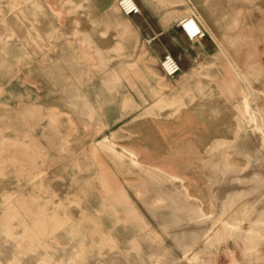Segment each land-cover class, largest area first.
Wrapping results in <instances>:
<instances>
[{"label": "rangeland", "instance_id": "374dc122", "mask_svg": "<svg viewBox=\"0 0 264 264\" xmlns=\"http://www.w3.org/2000/svg\"><path fill=\"white\" fill-rule=\"evenodd\" d=\"M192 13L166 77L118 0H0V264H264V0Z\"/></svg>", "mask_w": 264, "mask_h": 264}, {"label": "crops", "instance_id": "0c3cea01", "mask_svg": "<svg viewBox=\"0 0 264 264\" xmlns=\"http://www.w3.org/2000/svg\"><path fill=\"white\" fill-rule=\"evenodd\" d=\"M115 1L113 0V2ZM137 2L141 8V14L129 17L139 21L137 29L141 36L149 29H152L154 33L147 36L150 39L161 37L163 42H166L167 52L174 54L179 61L191 56L190 54L193 53L190 50L191 44H201L205 46L204 51L211 53L212 46L206 43L205 37L192 42L184 36L179 27L181 18L194 11L195 0H137ZM208 2L210 3L211 0H208ZM195 63L197 61L192 64ZM189 66L191 64L186 67L189 68Z\"/></svg>", "mask_w": 264, "mask_h": 264}, {"label": "built area", "instance_id": "2783aa9c", "mask_svg": "<svg viewBox=\"0 0 264 264\" xmlns=\"http://www.w3.org/2000/svg\"><path fill=\"white\" fill-rule=\"evenodd\" d=\"M118 6L125 16L141 14L137 0H118ZM179 27L184 36L192 42L207 36L206 29L194 13L183 16L179 21ZM160 66L166 77H174L182 70L179 59L171 52L165 53Z\"/></svg>", "mask_w": 264, "mask_h": 264}]
</instances>
